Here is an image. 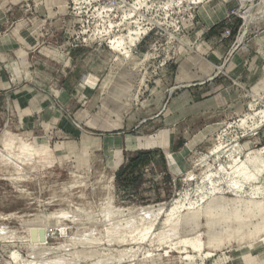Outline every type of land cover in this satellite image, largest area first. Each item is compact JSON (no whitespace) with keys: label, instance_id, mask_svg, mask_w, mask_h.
<instances>
[{"label":"rangeland","instance_id":"rangeland-1","mask_svg":"<svg viewBox=\"0 0 264 264\" xmlns=\"http://www.w3.org/2000/svg\"><path fill=\"white\" fill-rule=\"evenodd\" d=\"M242 1L0 0L6 30L53 56L52 67L18 53L32 78L44 72L36 99L56 113L0 116V264L66 260L90 231L100 254L131 249L133 264H264V0ZM244 162L260 177L257 199L228 188ZM189 205L209 208L201 250L181 235L158 241ZM142 215L153 226L141 244L100 242Z\"/></svg>","mask_w":264,"mask_h":264},{"label":"bare ground","instance_id":"bare-ground-1","mask_svg":"<svg viewBox=\"0 0 264 264\" xmlns=\"http://www.w3.org/2000/svg\"><path fill=\"white\" fill-rule=\"evenodd\" d=\"M241 3L244 4L245 2L243 3V1L241 0ZM117 46H119V45H117ZM118 49H119L118 47L113 46V50L114 51H117ZM232 176H234V179L235 178L236 179L235 180L232 179L231 181L230 180H227V181H230L228 183V188H229L230 192L235 193V194H239V196H242V195H245L247 193L246 191H248L249 189H251L249 191L250 192V194H249L250 197L249 198L257 199L259 196H261L262 190H261V187H260V177H257V174H255L254 170L251 169V168H248V166L246 165L245 162H244L243 165H241L238 168H236V170L233 172ZM227 177H228V175H227ZM113 178H114V175L112 174L110 176L109 188L112 185V179ZM210 179H209V182H210ZM254 185H255V188L253 187L254 188L253 189L252 186H254ZM217 190H218V192H220V189H218V187L213 186L212 189H211V192L209 194L213 195L214 193L217 192ZM217 193H216V195H217ZM207 195H201L200 198H199V200L197 202H195L193 205L195 206L196 203L197 204L201 203L205 199V197ZM109 196H112V195H109ZM107 199H108V196H107ZM110 202H111V198H109L107 200V203H106L105 206H108L109 204H111ZM213 203L214 202L209 203L208 206H210V208L213 207ZM104 204H105V202H104ZM203 204H204V202H203ZM175 206L172 207L171 209H169L166 212L167 213L166 214L167 216H166V219L164 220V223L169 222L172 219V217L174 216V214H176L175 213V210H177V207H175ZM189 206L191 208L189 207L188 209H185L186 212L184 214L178 216L177 221L175 222L174 225H172L170 227V229H168L167 231H161L160 233L157 234L158 241H162L165 238L166 235L171 236V238H174L175 236L181 235V236H183V239L185 238V240H183V241L180 242L181 244H185L186 247L189 246V247H191L195 251H200L201 250V248H202V245H201L202 242H200V237L201 236L198 233V228H200L199 221H200V218H201V222H203L202 220H203V218H205V215H204L205 209L207 210L209 208H208V206L205 207V208H204V206H201V208L200 207H192L191 205H189ZM151 207L152 206H150V207L146 208V210L145 209L144 210L145 211H150L152 209ZM178 207H179V205H178ZM101 210H102L103 218H110V219L113 218V220H115L114 217H116L117 212L115 213L112 210V208H110V209H104V207H102ZM160 211H162V210L160 209ZM150 212H149V214H150ZM120 213H121V211H120ZM118 216H120V215H118ZM143 217H141V219H139V220L137 219V221H135V222L127 223L126 225H124V224L122 225L119 221L118 222L120 224H118V223L117 224H115V223L113 224L112 223L111 225H109L108 229L106 228L107 231L105 230L106 231V233L104 235L105 238L104 239L101 238L100 242L104 241L106 244H108L109 247H112L113 245L115 246V244H117L119 246V248L121 246H123V245L125 246V245H139V244H141L145 240L146 232L149 231L152 228V226H153L151 224L148 225L149 224L148 220L145 217L144 218ZM125 221L127 222V219H125ZM152 224H154V223H152ZM90 232H89V235L92 237L93 234H91ZM85 234H86V236H83V234H82L83 237L82 236L80 238L77 237L79 239L78 240L76 239L72 243L70 241V244H68L69 247H71V246L76 247L77 245H80V248L81 249L78 250V251L74 250L72 253H70V256L68 258H66V260H64L65 258L64 259H61V258L59 259L58 257H56V258H53L52 261L46 262V261L42 260V258H41V261L40 260H39V262L37 261L38 262L37 264H79L80 262H83V261L84 262L85 261H90L91 264H113V263H116V264H133L132 263V262H134V260L132 259L133 257L130 256V255H133V254H131L133 250H131V249H122V250L119 249V250H115L113 248L115 250V251H113L114 253L112 252L113 255H109V254L102 255V254H100V251L96 250L97 248L94 249L95 244L96 243L97 244L99 243V241L96 240L97 238L93 239L94 237L91 238V237L87 236V233H85ZM70 239L72 240V238H69V240ZM62 247L64 249H67L68 248L67 245L66 246L65 245H62ZM58 248H61V247H58ZM42 249L41 250L40 249L37 250L38 252L41 253V255L43 254V252L45 253V250L42 252ZM55 251L57 252L58 250H55ZM35 252H33V253H35ZM32 256H34V255L32 254ZM34 257H36V256H34ZM134 257H135V255H134ZM38 259H40V258H37V260Z\"/></svg>","mask_w":264,"mask_h":264},{"label":"crops","instance_id":"crops-1","mask_svg":"<svg viewBox=\"0 0 264 264\" xmlns=\"http://www.w3.org/2000/svg\"><path fill=\"white\" fill-rule=\"evenodd\" d=\"M8 15L6 12H0V116L4 115L5 111L23 110L30 117L49 120L56 114L55 111H50L52 102L45 98L44 104L39 106L35 90L38 87L35 79L44 72L37 69L38 72L32 78L29 70L24 71L21 68L18 53L21 50L27 54L46 56L52 67L53 56L44 55L46 49L43 45H38V37L35 39L28 31L17 34L8 32L5 28Z\"/></svg>","mask_w":264,"mask_h":264},{"label":"trees","instance_id":"trees-1","mask_svg":"<svg viewBox=\"0 0 264 264\" xmlns=\"http://www.w3.org/2000/svg\"><path fill=\"white\" fill-rule=\"evenodd\" d=\"M147 158H146V154H139V155H137L135 158H133V159H130L129 160V163H130V165H129V168H128V170L130 169H132L133 167H132V165L133 164H144L147 160H146ZM120 175H122V176H124V175H126V172H123V171H119L117 174H116V177L118 178ZM128 175H130V174H128ZM127 175V176H128Z\"/></svg>","mask_w":264,"mask_h":264}]
</instances>
